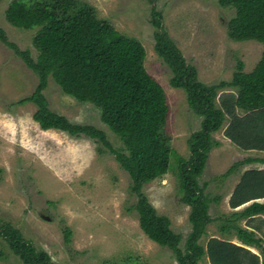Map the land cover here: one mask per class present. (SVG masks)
<instances>
[{"label":"rangeland","instance_id":"1","mask_svg":"<svg viewBox=\"0 0 264 264\" xmlns=\"http://www.w3.org/2000/svg\"><path fill=\"white\" fill-rule=\"evenodd\" d=\"M11 1L0 0V27L10 42L30 50L36 59L37 28H20L9 20L6 9ZM87 1L99 17L143 44L144 65L163 86L170 108L165 127L170 146L175 154L188 158V139L201 127L202 118L189 107L186 92L170 84L171 71L155 50L157 28L152 23V8L162 14L165 28L207 85L231 81L237 60L244 62L246 72L253 71L263 44L231 39L228 24L235 10L221 6L218 0ZM38 83V74L0 41V223L18 228L27 240L48 252L52 261L62 264H179L171 249L151 240L141 229L136 211L130 210L136 202L130 191L131 178L112 153L107 149L100 153L102 145L87 136L42 129L33 118L37 106L16 103L33 93ZM227 92L236 93V88L219 89V97ZM44 94L52 110L72 122L95 125L105 131L114 148H123L94 104L66 94L52 77ZM224 130L214 134L221 144L210 152L200 178L211 198L209 213L213 218L200 239L203 245L212 237L238 243L233 226L247 227V219L233 215L230 197L245 170L264 168V163L257 162L225 174L234 162L248 156L264 157V152L242 150ZM172 163L168 172L148 182L144 191L158 212L170 218L184 248L191 230L190 207L179 192L174 157ZM224 224L230 225L228 229L222 230ZM66 228L71 230L70 242L65 240ZM0 249L7 254L0 264H25L2 238ZM250 249L264 259L263 251ZM200 264L210 261L205 256Z\"/></svg>","mask_w":264,"mask_h":264},{"label":"trees","instance_id":"2","mask_svg":"<svg viewBox=\"0 0 264 264\" xmlns=\"http://www.w3.org/2000/svg\"><path fill=\"white\" fill-rule=\"evenodd\" d=\"M218 2L235 10L228 24L231 39L256 40L264 46V0ZM6 14L17 27L37 28L35 59L30 50L10 42L0 27V41L12 47L39 76L33 93L16 103H34L37 109L33 118L42 129H56L71 137L87 136L102 145L98 147L100 153L107 149L114 155L131 178L130 191L136 202L130 210L136 211L141 229L151 240L171 249L179 264H200L205 256L210 264H264L260 254L250 249L264 252L261 167L242 173L229 200L235 209L233 215L247 219V227L233 224L238 243L218 237L210 238L206 245L200 243L213 220L211 198L200 178L210 152L221 144L214 134L225 129V135L242 150L264 152V49L253 71L246 72L244 62L237 60L231 81L207 85L199 80L196 67L187 62L165 28L162 14L152 8V23L157 28L155 50L171 71L170 84L186 92L189 107L202 118L201 127L188 139L190 155L184 158L170 146L165 129L170 110L166 93L147 71L146 50L139 40L99 17L87 0H12ZM50 77L66 94L98 107L103 122L121 139L123 148H114L105 131L95 125L72 122L52 110L44 94ZM225 86L236 88V93L219 97V89ZM173 157L182 201L190 207L191 230L184 248L170 218L158 212L144 191L148 182L168 172ZM257 162L264 163V157H245L225 174ZM229 226L222 225V230ZM71 236L70 228H66V242ZM0 238L25 264H62L52 261L48 252L37 248L10 223H0ZM6 257L0 249V258Z\"/></svg>","mask_w":264,"mask_h":264}]
</instances>
